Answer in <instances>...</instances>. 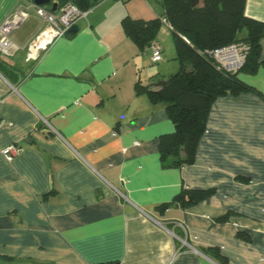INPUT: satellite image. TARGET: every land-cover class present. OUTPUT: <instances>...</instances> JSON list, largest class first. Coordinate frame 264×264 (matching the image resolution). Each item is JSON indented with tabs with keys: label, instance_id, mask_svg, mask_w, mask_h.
Masks as SVG:
<instances>
[{
	"label": "crops",
	"instance_id": "crops-1",
	"mask_svg": "<svg viewBox=\"0 0 264 264\" xmlns=\"http://www.w3.org/2000/svg\"><path fill=\"white\" fill-rule=\"evenodd\" d=\"M30 3L0 0V26ZM243 11L264 23V0ZM27 13L0 56V150L20 149L0 155V264H264V64L237 73L256 93L212 102L193 163L162 168L174 125L135 93L158 75L120 25L162 18L160 0H102L35 58L45 24ZM183 189L213 194L161 208Z\"/></svg>",
	"mask_w": 264,
	"mask_h": 264
},
{
	"label": "trees",
	"instance_id": "trees-1",
	"mask_svg": "<svg viewBox=\"0 0 264 264\" xmlns=\"http://www.w3.org/2000/svg\"><path fill=\"white\" fill-rule=\"evenodd\" d=\"M102 0H57L56 8L71 3L87 12ZM245 0H160L162 18L150 20L124 17L122 31L140 52L151 48L164 19L171 27L179 69L173 75L156 77L150 84L136 82L137 95L145 94L152 104L162 103L174 131L160 136L158 152L162 168L191 165L205 130L212 102L221 96L256 93L242 82L239 71L253 72L261 62L260 41L264 23L244 15ZM244 47L245 61L235 73L217 69L206 52L228 44ZM238 45V44H237ZM213 190L183 189L172 204L182 207L198 204Z\"/></svg>",
	"mask_w": 264,
	"mask_h": 264
},
{
	"label": "built area",
	"instance_id": "built-area-1",
	"mask_svg": "<svg viewBox=\"0 0 264 264\" xmlns=\"http://www.w3.org/2000/svg\"><path fill=\"white\" fill-rule=\"evenodd\" d=\"M29 8L34 9L36 16L41 18L45 27L39 32L32 43L28 46V57L35 58L40 52L45 51L56 40L65 37L72 26L85 16L86 12L81 11L78 7L71 3H66L55 11L47 9L44 6H37L30 3L26 8H20L8 16L0 26V56L11 57L12 44L10 37L20 28L27 20ZM162 23L169 28L170 25L162 19ZM150 60L152 63H159L162 60L163 49L158 42H154L151 46ZM206 56L217 69L225 72L235 73L243 67L245 61V52L237 44H228L206 52ZM46 123V121H44ZM17 146H9L0 150V155L7 162H11L13 157L19 153ZM185 245V241L182 242Z\"/></svg>",
	"mask_w": 264,
	"mask_h": 264
},
{
	"label": "rangeland",
	"instance_id": "rangeland-1",
	"mask_svg": "<svg viewBox=\"0 0 264 264\" xmlns=\"http://www.w3.org/2000/svg\"><path fill=\"white\" fill-rule=\"evenodd\" d=\"M52 3H50L51 5ZM49 5V6H50ZM160 41L163 44V47L165 49L164 52V57H163V62L162 63H152L151 61L148 62V60H150V56H151V51H149L146 54V57L144 58L145 60V65L144 67L146 68V70L144 71V74H146L147 72L151 75H154L155 73H157L158 77H169V75H173L174 73H176L178 71V68H174L179 66L178 65V61L176 60V55H175V49L173 46V41H172V36H171V32L168 31L165 27L163 28L162 33H160ZM241 48H244L242 46V44L237 43ZM176 69V70H174Z\"/></svg>",
	"mask_w": 264,
	"mask_h": 264
},
{
	"label": "water",
	"instance_id": "water-1",
	"mask_svg": "<svg viewBox=\"0 0 264 264\" xmlns=\"http://www.w3.org/2000/svg\"><path fill=\"white\" fill-rule=\"evenodd\" d=\"M51 0H33V3L37 6H47L49 5ZM51 10L55 11L56 10V3L51 4ZM69 33H76L77 32V27L72 26L69 31Z\"/></svg>",
	"mask_w": 264,
	"mask_h": 264
}]
</instances>
